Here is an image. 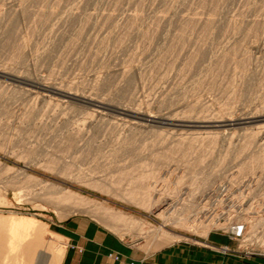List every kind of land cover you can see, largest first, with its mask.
I'll return each instance as SVG.
<instances>
[{"label":"rangeland","instance_id":"1","mask_svg":"<svg viewBox=\"0 0 264 264\" xmlns=\"http://www.w3.org/2000/svg\"><path fill=\"white\" fill-rule=\"evenodd\" d=\"M263 2L0 0V70L26 82L0 77L2 221L16 215L42 224L46 239L60 249V254L51 253L59 254L55 264H204L208 258L215 264H236L264 256V160H259L264 143L257 142L264 136ZM36 84L153 117L219 122L247 115L254 120L225 128L156 123H139L137 128L132 124L136 120L118 116L111 108L98 116L87 103L67 99L58 104V94L43 93ZM205 133L214 137L210 141L217 136L215 146L206 139V147L198 146V136ZM128 137L133 138V148L123 147L124 139L131 141ZM191 139L197 146L187 144ZM155 145L162 146L158 152L174 155L168 162L159 159L165 166L152 157ZM142 176L148 182L145 188ZM134 179L138 181L131 183ZM60 191L75 193L85 205L55 203L54 193ZM165 199L173 201L170 207ZM94 206L125 216L126 226H108L111 223L91 213ZM87 233H95L96 241L90 242ZM73 241L76 253L68 249ZM89 243L97 246L96 255H84L83 245Z\"/></svg>","mask_w":264,"mask_h":264},{"label":"bare ground","instance_id":"2","mask_svg":"<svg viewBox=\"0 0 264 264\" xmlns=\"http://www.w3.org/2000/svg\"><path fill=\"white\" fill-rule=\"evenodd\" d=\"M29 1V0H28ZM155 2H156V0H155ZM159 2V1H158ZM221 2V1H220ZM223 2V1H222ZM248 2H249V0H248ZM261 2H262V0H261ZM75 3V2H74ZM80 3V2H79ZM85 3V2H84ZM101 3V2H100ZM255 3V2H254ZM259 3V2H258ZM264 3V2H263ZM261 4V3H260ZM140 5V4H139ZM181 5V4H180ZM34 6V5H33ZM117 6V5H116ZM255 6V5H254ZM102 7V6H101ZM115 8V7H114ZM21 9V8H20ZM26 9V8H25ZM68 9V8H67ZM250 9V8H249ZM51 10V9H50ZM168 10V9H167ZM6 11V10H5ZM9 11H10V9H9ZM26 11V10H25ZM46 12V11H45ZM52 12V11H51ZM213 12H214V10H213ZM251 12V11H250ZM4 13V12H3ZM43 13V12H42ZM72 13V12H71ZM138 13V12H137ZM140 13V12H139ZM158 13V12H157ZM11 14V13H10ZM31 14V13H30ZM44 14V13H43ZM91 14V13H90ZM3 15V14H2ZM24 15V14H23ZM33 15V14H32ZM45 15V14H44ZM48 15V14H47ZM164 16V15H163ZM32 17V16H31ZM39 17V16H38ZM80 17V16H79ZM129 17V16H128ZM143 17V16H142ZM157 17V16H156ZM194 17V16H193ZM221 17V16H220ZM229 17V16H228ZM61 18V17H60ZM133 18H134V16H133ZM178 18V17H177ZM215 18V17H214ZM25 19V18H24ZM68 19V18H67ZM158 19V18H157ZM181 19V18H180ZM211 19V18H210ZM209 19V20H210ZM15 20V19H14ZM44 22H45V19H42ZM145 20V19H144ZM213 20V19H212ZM41 21V20H40ZM122 21V20H121ZM136 21V20H135ZM140 21H141V19H140ZM153 21V20H152ZM185 21V20H184ZM233 21V20H232ZM236 21V20H235ZM16 22V21H15ZM43 22V23H44ZM161 22V21H160ZM7 23H8V21H7ZM13 23V22H12ZM11 23V25H13ZM47 23V22H46ZM119 23V22H118ZM213 23V22H212ZM234 23V22H233ZM34 24V23H33ZM65 24V23H64ZM210 24V23H209ZM42 25V24H41ZM84 25V24H83ZM119 25V24H118ZM211 25V24H210ZM210 25L208 26V27H210ZM216 25V24H215ZM214 25V26H215ZM10 26V25H9ZM134 26V25H133ZM183 26V25H182ZM185 26V25H184ZM205 26H207V24L205 25ZM235 26V25H234ZM14 27V26H13ZM223 27V26H222ZM233 27V26H232ZM44 28V27H43ZM52 28V27H51ZM211 28V27H210ZM209 28V29H210ZM236 29H237V27H235ZM87 29V28H86ZM121 29V28H120ZM127 29V28H126ZM167 29V28H166ZM189 29V28H188ZM191 29V28H190ZM15 30V29H14ZM138 30V29H137ZM192 30V29H191ZM206 30V29H205ZM210 30H212V29H210ZM217 31H218V29H216ZM228 30V29H227ZM257 30V29H256ZM3 31V30H2ZM50 31V30H49ZM143 31V30H142ZM145 31V30H144ZM177 31V30H176ZM184 31V30H183ZM214 31V30H213ZM226 31V30H225ZM250 31V30H249ZM255 31V30H254ZM138 32V31H137ZM192 32V31H191ZM212 32V31H211ZM248 32V31H247ZM257 32V31H256ZM261 32V31H260ZM181 33V32H180ZM187 33V32H186ZM205 33H206V31H205ZM228 33V32H227ZM230 33H232V32H230ZM237 33V32H236ZM239 33V32H238ZM6 34H7V32H6ZM85 34V33H84ZM151 34V33H150ZM211 34V33H210ZM209 34V35H210ZM241 34V33H240ZM245 34V33H244ZM250 34V33H249ZM259 34V33H258ZM103 35V34H102ZM123 35V34H122ZM182 35V34H181ZM201 35V34H200ZM207 35V34H206ZM232 35V34H231ZM238 35V34H237ZM248 35V34H247ZM80 36V35H79ZM37 37V36H36ZM56 37V36H55ZM144 37V36H143ZM182 37V36H181ZM234 37V36H233ZM252 37H253V35H252ZM64 38V37H63ZM93 38V37H92ZM109 38V37H108ZM254 38V37H253ZM26 39V38H25ZM6 40V39H5ZM27 40V39H26ZM52 40V39H51ZM77 40V39H76ZM113 40V39H112ZM257 40V39H256ZM255 40V41H256ZM264 41V40H263ZM45 42V41H44ZM132 42V41H131ZM5 43V42H4ZM74 44V43H73ZM88 44V43H87ZM116 44V43H115ZM248 44V43H247ZM126 45V44H125ZM128 45V44H127ZM209 45V44H208ZM237 45V44H236ZM11 46V45H10ZM22 47V46H21ZM80 47V46H79ZM178 47V46H177ZM176 47V48H177ZM241 47V46H240ZM125 48V47H124ZM160 48V47H159ZM237 48V47H236ZM36 49V48H35ZM57 49V48H56ZM126 49V48H125ZM206 49V48H205ZM227 49V48H226ZM252 49V48H251ZM9 50V49H8ZM101 50V49H100ZM82 51V50H81ZM167 51V50H166ZM226 51V50H225ZM42 52V51H41ZM163 52V51H162ZM245 52V51H244ZM93 53V52H92ZM141 53V52H140ZM235 53V52H234ZM20 54V53H19ZM23 54V53H22ZM232 55H233V53H231ZM243 54V53H242ZM248 54V53H247ZM134 55V54H133ZM235 55V54H234ZM162 56V55H161ZM225 56V55H224ZM231 56V55H230ZM236 56V55H235ZM250 56V55H249ZM129 57V56H128ZM193 57V56H192ZM228 57V56H227ZM202 58V57H201ZM200 58V59H201ZM218 58V57H217ZM226 58V57H225ZM22 59V58H21ZM85 59V58H84ZM171 59V58H170ZM188 59V58H187ZM226 59H228V58H226ZM32 60V59H31ZM204 60V59H203ZM208 60V59H207ZM216 60V59H215ZM235 60V59H234ZM245 60V59H244ZM40 61V60H39ZM221 61V60H220ZM231 61H232V59H231ZM238 61H240V60H238ZM247 61V60H246ZM24 62V61H23ZM218 62H219V60H218ZM217 62V63H218ZM225 62H227V61H225ZM229 62V61H228ZM260 62V61H259ZM205 63V62H204ZM129 64H130V62H129ZM187 64V63H186ZM220 64V63H219ZM221 64H222V62H221ZM220 64V65H221ZM228 64V63H227ZM233 64V63H232ZM243 64V63H242ZM204 65V64H203ZM215 65V64H214ZM223 65V64H222ZM212 66V65H211ZM219 66V65H218ZM136 67V66H135ZM147 67V66H146ZM150 67V66H149ZM234 67V66H233ZM240 67V66H239ZM166 68V67H165ZM181 68V67H180ZM213 68V67H212ZM224 68H225V66H224ZM237 68V67H236ZM189 69V68H188ZM220 69V68H219ZM4 70V69H3ZM144 70V69H143ZM241 70H243V69H241ZM125 71V70H124ZM149 71V70H148ZM198 71V70H197ZM201 71V70H200ZM221 71V70H220ZM7 73V72H6ZM28 73V72H27ZM151 73V72H150ZM225 73V72H224ZM12 75H13V73H12ZM206 75V74H205ZM243 75V74H242ZM0 77H3V78H10V80H13V81H15V82H19V83H26L24 80H22V79H19V78H17V77H14V76H10V75H7V74H5L4 72H2V70H0ZM144 77V76H143ZM130 78V77H129ZM232 79V78H231ZM37 80V79H36ZM32 81V80H31ZM41 81V80H40ZM55 81V80H54ZM37 82V81H36ZM202 82V81H201ZM204 82V81H203ZM231 82V81H230ZM234 82V81H233ZM35 83V82H34ZM215 83V82H214ZM81 84V83H80ZM115 84V83H114ZM122 84V83H121ZM190 84V83H189ZM188 84V85H189ZM27 85H29V84H27ZM37 85V88L39 89V90H41L43 93L44 92H50V93H56V94H58L59 96H60V100L57 102L58 104H64V103H66V101H67V99L68 100H76V101H80V102H83V103H87V104H90V105H92V106H94L97 110H95V115L97 114L98 116H103L104 114H105V112H104V114H102V112L103 111H105V110H108V109H110L111 107H108L107 105H105V103H102V101H99V100H94V99H91V97H88V95H87V97H85V96H78V95H75V94H71V93H68V92H63V91H59L58 89H56V87H53V86H46L45 84L43 85V84H36ZM70 86V85H69ZM213 87V86H212ZM76 89V88H75ZM79 89V88H78ZM105 89V88H104ZM193 92V91H192ZM89 94V93H88ZM227 94V93H226ZM96 96V95H95ZM103 98V97H102ZM102 98H100V99H102ZM116 98V97H115ZM123 98V97H122ZM192 98V97H191ZM256 98V97H255ZM263 98V97H262ZM39 99V98H38ZM44 99V98H43ZM56 100V99H55ZM58 100V99H57ZM116 100V99H115ZM3 101H5V100H3ZM124 101V100H123ZM54 102H56V101H54ZM108 102V101H107ZM115 102V101H114ZM113 102V103H114ZM196 102V101H195ZM117 103V102H116ZM122 103V102H121ZM1 104V103H0ZM35 104V103H34ZM57 104V105H58ZM264 104V103H263ZM119 105V104H118ZM188 106V105H187ZM193 106V105H192ZM36 107V106H35ZM55 107V106H54ZM261 107V106H260ZM46 108V107H45ZM117 108V107H116ZM116 108H111V110H113L118 116H123V118H126L127 117V119L129 118L130 119V121L132 120H136V122H134V123H132L133 125H135L136 127L139 125V123H143V124H149V123H156V124H165V125H169V126H173V125H182L183 124V126L185 125V127L187 126V125H190L189 127H193V126H195V127H200V128H209V127H214L216 124H218V125H220L221 127H231V126H233V125H236V124H239V123H247V122H252V120H254V117H250V116H247V115H244L242 118H240V119H237L236 121H234V120H231L230 118H223V120H220L219 122L218 121H198V120H192V118H191V120H188V121H185L184 119H182V120H184V121H178V120H175V118L174 117H171V116H169V115H166V114H164V116H160V117H153L152 115L150 116L149 114H147V113H139V112H135L136 110H133V111H128V110H126V108L125 109H116ZM59 109V108H58ZM22 110V109H21ZM219 110V109H218ZM4 111V110H3ZM2 111V112H3ZM147 112V111H146ZM203 112V111H202ZM4 113V112H3ZM188 113V112H187ZM193 113V112H192ZM205 113V112H204ZM228 113V112H227ZM231 113V112H230ZM9 114V113H8ZM222 114V113H221ZM91 115V114H90ZM94 115V114H93ZM166 115V116H165ZM200 115V114H199ZM211 115V114H210ZM10 116V115H9ZM52 116V115H51ZM194 116V115H193ZM197 116V115H196ZM78 117V116H77ZM185 118H186V116H184ZM220 117V116H219ZM231 117V116H230ZM22 118V117H21ZM174 118V119H173ZM221 118H222V116H221ZM220 118V119H221ZM38 119V118H37ZM101 119V118H100ZM104 119V118H103ZM116 119H118V118H116ZM196 119V118H195ZM199 119V118H198ZM204 119V118H203ZM206 120H208L207 118H205ZM219 119V118H218ZM25 120V119H24ZM50 120V119H49ZM90 120V119H89ZM98 120V119H97ZM115 120V119H114ZM122 120V119H121ZM211 120V119H210ZM214 120H216V119H214ZM81 121V120H80ZM84 121V120H83ZM117 121V120H116ZM115 121V122H116ZM25 122V121H24ZM34 122V121H33ZM41 122V121H40ZM71 122V121H70ZM75 122V121H74ZM110 122V121H109ZM37 123V122H36ZM76 123V122H75ZM114 123V122H113ZM124 123H125V121H124ZM72 124V123H71ZM79 124V123H78ZM86 124V123H85ZM90 124H92V123H90ZM121 124V123H120ZM128 124H130L129 122H128ZM131 124V125H132ZM67 125V124H66ZM69 125V124H68ZM94 125V124H93ZM100 125V124H99ZM110 125V124H109ZM115 125V124H114ZM127 125V124H126ZM214 125V126H213ZM33 126V125H32ZM39 126V125H38ZM116 126H118V125H116ZM129 126V125H128ZM127 126V127H128ZM134 126V127H135ZM140 126V125H139ZM26 127V126H25ZM31 127V126H30ZM79 126L77 125V128H78ZM83 128H84V126H82ZM93 127V126H92ZM95 127V126H94ZM107 127V126H106ZM124 127V126H123ZM126 127V126H125ZM135 127V128H136ZM142 127V126H141ZM145 127V126H144ZM197 127V128H198ZM217 127V126H216ZM219 127V126H218ZM55 128V127H54ZM77 128H75V132H78V131H81V127L78 129V131H76L77 130ZM103 128V127H102ZM105 128V127H104ZM112 128V127H111ZM130 128V127H129ZM133 128V127H132ZM132 128H130V130L132 129ZM138 128V127H137ZM31 129H32V127H31ZM44 129V128H43ZM62 129V128H61ZM65 129V128H64ZM70 129V128H69ZM18 130V129H17ZM21 130V129H20ZM54 130V129H53ZM90 130H92V129H90ZM105 130V129H104ZM113 130V129H112ZM116 130V129H115ZM114 130V131H115ZM124 130V129H123ZM28 131V130H27ZM122 131V130H121ZM132 131V130H131ZM140 131V130H139ZM144 131V130H143ZM55 132V131H54ZM87 132V131H86ZM96 132V131H95ZM142 132V131H141ZM210 132V131H209ZM260 132H262L261 130H260ZM130 133V132H129ZM132 133V132H131ZM134 133V132H133ZM135 133H137V132H135ZM224 133V132H223ZM263 133V132H262ZM53 134V133H52ZM68 134V133H67ZM66 134V135H67ZM74 134V133H73ZM97 134V133H96ZM140 134V133H139ZM143 134V133H142ZM185 134V133H184ZM256 134V133H255ZM30 135V134H29ZM35 135V134H34ZM59 135V134H58ZM64 135V134H63ZM75 135H77V134H75ZM74 135V136H75ZM99 135V134H98ZM126 135V134H125ZM128 135V134H127ZM137 136H138V134H136ZM136 135H134V137L136 136ZM147 135V134H146ZM159 135V134H158ZM157 135V136H158ZM166 135V134H165ZM193 135V134H192ZM216 135V134H215ZM250 135V134H249ZM261 135V134H260ZM258 136L257 137V142H261L262 144L264 143L263 141H264V136ZM264 135V134H263ZM61 136V135H60ZM69 136V135H68ZM67 136V137H68ZM89 136V135H88ZM109 136V135H108ZM115 136V135H114ZM143 136V135H142ZM160 136V135H159ZM163 136V135H162ZM161 136V137H162ZM195 136V135H194ZM194 136H192L193 138L192 139H194V140H196L195 138H197V142L195 141V143H199L198 142V140H200V144H198V146H200L202 143H204L205 144V142L204 141H208L210 144H214L215 142H217L216 141V138H217V136H215V139L213 140V141H210V140H212L213 138H210L211 137V135H210V133H205V134H200L198 137L200 138H198V137H194ZM213 136V135H212ZM65 137V136H64ZM122 137V136H121ZM126 137V136H125ZM131 137H133V136H131ZM164 137H166V136H163V138ZM180 137V136H179ZM129 138V137H128ZM137 138V137H136ZM135 138V139H136ZM173 138V137H172ZM184 138V137H183ZM243 138V137H242ZM249 138V137H248ZM247 138V139H248ZM23 139V138H22ZM61 139V138H60ZM70 139V138H69ZM68 139V140H69ZM84 139V138H83ZM112 139V138H111ZM131 138H129V140H130ZM133 139V138H132ZM132 139H131V141H129V142H126L127 141V139L125 140H123V142L125 141L126 142V145H125V142L123 143L124 145H123V147L124 146H126V147H132L133 146V144L134 143H132ZM148 139V138H147ZM156 139V138H155ZM165 139V138H164ZM163 139V140H164ZM175 139V138H174ZM191 139V141H188V140H186V141H188V143L187 144H189V142L191 143L193 140ZM204 139H206V140H204ZM246 139V140H247ZM252 137H250V139H249V141H254V139H252ZM143 140V139H142ZM157 140H158V138H157ZM162 140V139H161ZM160 140V141H161ZM71 141H73V138H72V140ZM94 141V140H93ZM117 141V140H116ZM137 141V140H136ZM136 141H135V143H136ZM139 141H140V139H139ZM152 141V140H151ZM177 143H178V145L179 146H181V144H183V143H181L182 141H183V139H181V137H180V141H179V139H177ZM63 142V141H62ZM61 142V143H62ZM75 142V141H74ZM80 142V141H79ZM134 142V141H133ZM158 142V141H157ZM180 142V143H179ZM185 142H184V145H185V147H187L186 145L187 144H185ZM5 143V142H4ZM83 143V142H82ZM116 143V142H115ZM127 143H128V145H127ZM144 143V142H143ZM152 143H154V142H152ZM159 143V142H158ZM162 143H163V141H162ZM194 142H192V144H193ZM195 143H194V146H197V144L195 145ZM56 144V143H55ZM69 144V143H68ZM73 144V143H72ZM120 143H118V145H119ZM155 144V143H154ZM175 144V143H174ZM204 144H202V145H204ZM208 144V143H207ZM210 144H208L209 146H210ZM212 144V145H213ZM216 144V143H215ZM215 144H214V146H215ZM247 144V143H246ZM249 144V143H248ZM77 145V144H76ZM122 145V144H121ZM156 145H157V143H156ZM155 145V146H156ZM159 146H160V143L158 144ZM177 145V144H176ZM191 145V144H190ZM189 145V146H190ZM229 145V144H228ZM70 146H72V145H70ZM74 146V145H73ZM120 146V145H119ZM139 146V145H138ZM183 146V145H182ZM181 146V147H182ZM193 146V145H192ZM193 146V147H194ZM205 146V145H204ZM208 146V147H209ZM125 147V148H126ZM135 147V146H134ZM140 147V146H139ZM142 147V146H141ZM147 146H145L144 145V147H143V149L144 148H146ZM162 147V146H161ZM161 147H154V148H158V149H155V150H157V151H154L153 153H152V157L153 158H155V160L157 161V165H159V163H160V165H161V163L162 162H159V161H161V160H165V161H167V160H169L170 159V157L172 158V155H173V153L172 152H166L165 153V151H162V152H164V153H162V152H158V150H159V148H161ZM174 147H176V146H174ZM192 147V148H193ZM202 147V146H201ZM206 147V146H205ZM208 147H207V149H208ZM211 147V146H210ZM213 147V146H212ZM88 148V147H87ZM133 148V147H132ZM148 148V147H147ZM146 148V149H147ZM150 148V147H149ZM152 148V151H153V147H151ZM204 148V147H203ZM214 148V147H213ZM123 149V148H122ZM126 149H128V148H126ZM142 149V150H143ZM189 149V148H188ZM198 149V148H197ZM206 148H204L203 150H205ZM211 149V148H210ZM66 150V149H65ZM149 150V149H148ZM184 150V149H183ZM187 150V149H186ZM185 150V151H186ZM231 150V149H230ZM112 151V150H111ZM139 151H141V150H139ZM146 151V150H145ZM170 151V150H169ZM190 151H192V150H190ZM198 151V150H197ZM239 151V150H238ZM243 151V150H242ZM133 152V151H132ZM187 152V151H186ZM185 152V153H186ZM189 152V151H188ZM206 152H208V151H206ZM248 152V151H247ZM252 152V151H251ZM138 153V152H137ZM151 153H150V155H151ZM171 153H172V155H171ZM185 153H182L183 154V157H184V154ZM190 153V152H189ZM243 153V152H242ZM263 153V152H262ZM141 154V153H140ZM139 154V155H140ZM201 154H202V152H201ZM215 154V153H214ZM100 155V154H99ZM115 155V154H114ZM128 155V154H127ZM133 155H135L136 156V154L134 153ZM138 155V154H137ZM198 155H200V152H199V154ZM206 155V154H205ZM204 154L201 156L202 158H203V156H205ZM228 155V154H227ZM242 155V154H241ZM259 155V154H258ZM262 155H264V154H262ZM129 156H130V154H129ZM174 156V155H173ZM189 156H191V155H189ZM224 156V155H223ZM131 157H132V155H131ZM141 157V156H140ZM145 157V156H144ZM149 157H151V156H149ZM182 157V158H183ZM237 157V156H236ZM259 157H261V154H260V156ZM259 157L257 156H255V158H258L259 159ZM133 158H134V160L135 159H137L136 157H134L133 156ZM186 158H188V157H186ZM195 158V157H194ZM201 158V159H202ZM227 158V157H226ZM131 160H133L132 158H130ZM139 159H141V158H139ZM145 159V158H144ZM159 159H161V160H159ZM174 159V158H173ZM200 159V160H201ZM253 159H254V157H253ZM258 159H255V160H258ZM262 159L264 160V156H262V158L261 159H259V160H261L262 161ZM111 160V159H110ZM142 160H143V158H142ZM150 161H151V159H149ZM154 160V159H153ZM153 160H152V162H153ZM154 160V163L156 162ZM175 160V159H174ZM183 160V159H182ZM203 160V159H202ZM94 161V160H93ZM138 160H136V162H137ZM170 161V160H169ZM173 161V160H172ZM171 161V162H172ZM187 161V160H186ZM198 161V160H197ZM219 161H220V159H219ZM250 161H252V162H255V161H253L252 159L250 160ZM77 162V161H76ZM116 162V161H115ZM149 162V161H148ZM148 162H146L145 161V163H144V161H143V164H147ZM168 162V161H167ZM166 162V163H167ZM171 162H169V163H171ZM196 162V161H195ZM199 162V161H198ZM257 162V161H256ZM164 163L165 162H163L162 163V165H164ZM165 163V164H166ZM173 163V162H172ZM140 164H141V161H140ZM152 165H153V163H151ZM175 164H176V161H175ZM182 164V163H181ZM197 164V163H196ZM252 164V163H251ZM148 165H150V164H148ZM156 164H155V166H157ZM161 165V166H162ZM173 165H174V163H173ZM237 165H238V163H237ZM248 165V164H247ZM256 165V164H255ZM116 166V165H115ZM154 166V165H153ZM165 166V165H164ZM168 166V165H167ZM159 167V166H158ZM177 167V166H176ZM250 167V166H249ZM253 167V166H252ZM154 168V167H153ZM190 168V167H189ZM188 168V169H189ZM109 169V168H108ZM155 169L157 170V168L155 167ZM163 169H165V167L163 168ZM174 169H175V165H174ZM184 169V168H183ZM145 170V169H144ZM159 170V169H158ZM161 170V169H160ZM167 170V169H166ZM176 170H177V168H176ZM187 170V169H186ZM191 170V169H190ZM65 171V170H64ZM141 171V170H140ZM164 171V170H163ZM171 171V170H170ZM173 171V170H172ZM192 172H193V167H192V170H191ZM195 171H196V167H195ZM242 171V170H241ZM262 171V170H261ZM134 172V171H133ZM165 172V171H164ZM174 172H175V170H174ZM184 172V171H183ZM244 172V171H243ZM107 173V172H106ZM119 173V172H118ZM148 173V172H147ZM150 173V172H149ZM148 173V174H149ZM153 173V172H152ZM151 173V174H152ZM187 173V172H186ZM191 173V172H190ZM121 174V173H120ZM119 174V175H120ZM136 174V173H135ZM148 174H146V176L148 175ZM154 174H155V170H154ZM175 174V173H174ZM173 174V175H174ZM113 175V174H112ZM145 175V174H144ZM153 175V174H152ZM157 175V174H156ZM192 175V174H191ZM149 176H150V174H149ZM159 176V175H158ZM182 176H183V178H182V180L184 179L185 180V177H184V175L182 174ZM181 176V177H182ZM237 176V175H236ZM111 177V176H110ZM126 177H127V175H126ZM145 176H142V181H143V178H144ZM153 177H155V176H153ZM180 177V176H179ZM191 177V176H190ZM189 177V178H190ZM262 177V176H261ZM113 178V177H112ZM149 178V177H148ZM170 178V177H169ZM260 178V177H259ZM140 179V178H139ZM151 179H152V176H151ZM158 179V178H157ZM175 179V178H174ZM173 179V180H174ZM178 179V181H179V179L180 178H177ZM210 179V178H209ZM110 180V179H109ZM117 180H119V179H117ZM116 180V181H117ZM122 180V179H121ZM120 180V181H121ZM132 180V179H131ZM131 180H129L130 182H131ZM145 180V182H146V179H144ZM172 180V181H173ZM181 180V179H180ZM183 180V181H184ZM188 180V179H187ZM245 180V179H244ZM119 181V182H120ZM128 181V182H129ZM135 181H138V180H135L134 179V181L133 182H131V183H134ZM156 181V180H155ZM210 181V180H209ZM154 182V181H153ZM159 182V181H158ZM165 182V181H164ZM188 182V181H187ZM207 182V181H206ZM139 183H141V180H140V182ZM149 183H150V181H149ZM178 183V182H177ZM184 183V182H183ZM182 183V184H183ZM110 184H113L114 185V183L112 182H110ZM110 184H108L109 186H110ZM137 183H135V185H136ZM143 186H144V188H145V186H146V184H148V182L145 184L144 183V181H143ZM141 184V185H142ZM156 184H157V182H156ZM163 184V183H162ZM169 184V183H168ZM106 185V184H105ZM126 185H128V184H126ZM150 185V184H149ZM158 185V184H157ZM164 185V184H163ZM175 185H176V182H175ZM178 185V188L181 186L180 185V181H179V183L177 184ZM180 185V186H179ZM121 186V185H120ZM132 186V184L130 185L129 184V187H128V191L129 190H131V187ZM137 186H138V184H137ZM140 186V185H139ZM143 186L140 188L139 187V189H141V191H143V193H144V188H143ZM111 187V186H110ZM118 187V186H117ZM136 187V186H135ZM154 187V186H153ZM159 187V186H158ZM160 187H162L161 186V183H160ZM159 187V188H160ZM174 187V186H173ZM205 187V186H204ZM94 188H97V187H94ZM132 188H134V187H132ZM143 188V189H142ZM151 188V187H150ZM156 188V187H155ZM164 188H165V185H164ZM163 188V189H164ZM167 188V187H166ZM166 188L164 189V191H166ZM175 188V187H174ZM174 188L172 189V190H174ZM117 189V188H116ZM137 189V188H136ZM136 189H134V190H136ZM139 189H137V192H138V190ZM146 189H147V187H146ZM205 189V188H204ZM58 190V189H57ZM56 190V191H57ZM105 191L104 189H101V191ZM126 190V189H125ZM149 190V189H148ZM152 190H155V189H152ZM171 190V191H172ZM110 191V190H109ZM124 191V190H123ZM158 191H159V189H158ZM157 191V192H158ZM163 191V192H164ZM167 191L169 192V190L167 189ZM178 190H177V187H176V192H177ZM201 191V190H200ZM49 192V191H48ZM131 192V191H130ZM134 192V191H133ZM162 192V191H161ZM163 192H162V195H163ZM176 192H171L173 195H174V193L176 194ZM197 192V191H196ZM53 193V192H52ZM105 193H108L107 191H105ZM125 193H128L127 191H125ZM140 193V192H139ZM146 193V192H145ZM148 193H152V192H147V194ZM156 192H154V194H155ZM171 193H167V194H171ZM51 194V193H50ZM55 195L57 194V196L54 198V200L56 199V201H55V203L56 202H59V203H62V205H65V204H71V205H74V206H79V207H83V205H85L84 203H83V200H82V198H80L79 196H77L75 193H73V192H59V193H57V192H55L54 193ZM131 194H133V193H131ZM131 194H130V196H131ZM135 194V193H134ZM141 194V196L143 195L142 193H140ZM153 194V193H152ZM157 194V193H156ZM160 194V193H159ZM54 195V196H55ZM127 195V194H126ZM158 195V194H157ZM49 196V195H48ZM53 196V195H52ZM124 196V198L125 197H127V196H125V194L123 195ZM129 196V195H128ZM144 196H146V194L144 195ZM143 196V197H144ZM147 196H149V195H147ZM159 196H161V194L159 195ZM166 196V195H165ZM164 196V197H165ZM175 197H176V195H174ZM190 196H192V195H190ZM15 198L17 197L16 195L14 196ZM133 197H135V196H132V198ZM136 197H137V193H136ZM151 197H152V195H151ZM151 197H149V198H151ZM167 197V196H166ZM170 197H171V195H170ZM173 197V196H172ZM130 198V197H129ZM145 198V197H144ZM153 198H154V196H153ZM161 198V197H160ZM140 198H138V201H140L139 200ZM148 198L146 197V200H147ZM158 199V198H157ZM53 200V199H52ZM132 200H136V198L135 199H132ZM146 200H144V199H141V201H145V202H148V201H146ZM165 200H167V207H170L171 206V204H172V200L171 199H165ZM190 200V199H189ZM156 201V200H155ZM255 201V200H254ZM144 202V203H145ZM166 202V201H165ZM164 202V203H165ZM187 202V201H186ZM139 203V202H138ZM58 204V203H57ZM142 204H143V202H142ZM142 204H140V205H142ZM186 204H188V203H186ZM191 204V203H190ZM58 205H60V204H58ZM136 205V204H135ZM138 205V204H137ZM139 205V206H140ZM147 205V204H146ZM100 206V205H99ZM190 206V205H189ZM221 206V205H220ZM96 207V208H95ZM251 207V206H250ZM102 208V209H101ZM98 207V206H94V210L91 212V213H94V214H96L97 216H99V217H101L102 219H103V222L105 221V222H107V223H111V224H108V226H110V225H123V227H125L126 226V223L128 222V219L125 217V216H123V215H120V214H118L117 212H108L106 209H104L103 207ZM166 208V207H165ZM191 208V207H190ZM169 210V209H168ZM165 211V210H164ZM88 212V211H87ZM180 212V211H179ZM186 212V211H185ZM93 214V215H94ZM176 214V213H175ZM228 214V213H227ZM11 215V214H10ZM159 215H162V213L161 214H159ZM158 215V216H159ZM16 216V215H15ZM15 216H11L10 218H9V216H7L8 218H9V220H7V221H5L6 223H4L2 220H3V218L1 219L0 218V264H44V262H47L48 261V263L47 264H52L53 262H54V259H57V258H55L56 257V255L58 256L59 254H60V249L58 248V246H55L54 244H53V242H50V241H48L47 239H46V236H45V233H46V230L47 229H45L43 226H42V224H39L38 222H36L34 219H32V218H25L24 216L23 217H15ZM180 216V215H179ZM92 217V216H91ZM94 217H95V215H94ZM93 217V218H94ZM98 217V218H99ZM176 217V216H175ZM187 217V216H186ZM7 218V219H8ZM97 218V217H96ZM96 219V220H98V222L100 223V219ZM177 219V218H176ZM180 219V218H179ZM187 219V218H186ZM4 220H5V218H4ZM94 220V219H93ZM95 220V221H96ZM10 221V223H7V222H9ZM101 223H102V220H101ZM258 223V222H257ZM104 224H106V223H104ZM103 224V225H104ZM246 224V223H245ZM107 225V224H106ZM111 227V226H110ZM109 227V228H110ZM117 227H119V226H117ZM122 227V228H123ZM120 228V227H119ZM118 228V229H119ZM117 228H116V231L118 230ZM124 229V228H123ZM121 230V229H120ZM251 230V229H250ZM112 231V230H111ZM116 233V232H115ZM49 235V234H48ZM56 237H59V236H56ZM62 238V237H61ZM263 239V238H262ZM264 240V239H263ZM264 250V249H263ZM55 251H57L59 254H57L56 253V255L54 256L53 254H55ZM51 253H53L52 255H51ZM58 260H60L59 258H58ZM56 263V262H55ZM55 263H53V264H55ZM60 263V262H59Z\"/></svg>","mask_w":264,"mask_h":264},{"label":"crops","instance_id":"3","mask_svg":"<svg viewBox=\"0 0 264 264\" xmlns=\"http://www.w3.org/2000/svg\"><path fill=\"white\" fill-rule=\"evenodd\" d=\"M72 224H74V223H71L70 225H69V228H70V230H72V228H73V225ZM87 237H89L90 238V242H91V240H92V243L93 242H95L96 241V239H95V233L94 234H91V233H87V235H86V238ZM82 243V242H81ZM80 242L78 243V245L77 246H79V244H81ZM92 243H89V244H84L83 245V247H84V255H86V256H91V255H96L97 253H96V251H94L95 250V248L97 247V246H95V245H93ZM74 244V241H73V243L72 244H68V249L70 250V251H72V252H74V253H76L75 252V245H73ZM80 247V246H79ZM71 253V252H70ZM204 264H215V262L213 261V260H209V258L205 261V262H203ZM236 264H264V256H258V257H255V258H253L251 261H248V262H242L241 260L240 261H237L236 262Z\"/></svg>","mask_w":264,"mask_h":264}]
</instances>
